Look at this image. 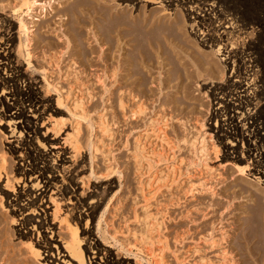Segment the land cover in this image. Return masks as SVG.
Segmentation results:
<instances>
[{"label":"rangeland","instance_id":"obj_1","mask_svg":"<svg viewBox=\"0 0 264 264\" xmlns=\"http://www.w3.org/2000/svg\"><path fill=\"white\" fill-rule=\"evenodd\" d=\"M21 1L0 0V46L6 40V33L9 32L11 39L8 51L14 71L19 70L24 78L34 82L40 96L47 99L57 110L53 112L52 120L48 119L43 123L46 128L40 127L39 131H43L45 135L55 140L57 145L52 146L53 150L63 149L64 152H68L65 154L68 159L60 169L63 170L64 167L65 174L68 175L66 177H70L71 183L75 184L76 193L80 195L82 201L98 202L88 221L86 222L87 217L83 216L84 219L78 224V236L80 238L83 236L80 233L81 229L88 224L91 236L99 248L98 256L102 261L110 256L129 264H151L146 253L138 249L140 246L138 241H134L135 236L149 233L155 241L152 256L156 264H251L253 258H249L250 255L246 252V238L250 236L248 238L253 246H260L264 242V29H261L260 24L257 22L247 24L245 29L247 28L248 34H240L236 42L239 49L246 47L250 42H255L258 47L260 63L255 67L256 89L255 95H252L257 106L251 105L249 108L257 109L255 114L260 111L257 115L262 126L261 129H256L260 135L252 136L250 132L252 127H249L247 121L242 120L244 114H235L237 129L242 131L243 137V140H240L241 134L234 135L239 148L237 157L228 159L232 162L228 164L223 159L222 150L216 158L210 153L206 163L209 168L206 169V166L201 167L194 159L187 140L193 139L196 135L195 119L205 115L206 131H209L212 141L218 145V137L215 136L214 130L208 128L211 126L212 120H209V117L214 107L210 90L214 85L225 81L230 69L224 68L223 56L216 51L217 48L201 45L191 33V23L186 21L184 29L188 33L185 32L183 37L185 41L181 43L179 40H174L179 48L174 41L171 44L175 46L173 53L181 59L180 62L187 63L186 67L189 70H186L185 81L183 80L178 89L171 87L159 92L155 88L156 95L151 93L154 94L151 95L152 97L148 92V98L154 100V96H158V101L155 99L150 104L151 100L146 98L150 102L145 105V110L141 113H133L137 109L131 110L132 103L138 97L133 100L134 95L130 93L128 95V90H126V97L129 98L127 104L132 105H127L125 108H129L123 111L113 106L118 102L121 86L120 80L119 82L113 80L111 75L109 50L106 48L108 39L102 41V44L107 43L104 44L105 46L97 45L98 43L93 39L96 31V34H105L100 35L101 38H107L108 34L113 35L114 31L122 26L120 21L122 16L125 19L128 14L134 17L140 14L142 16L149 13H151L149 15L164 13L168 22L180 15L178 8L165 10L157 2L158 0H54L51 1L52 9L46 5L42 10L40 4L49 0H38L33 12L26 14L25 10L23 13L18 10V8L24 9ZM261 9H264L262 3ZM103 13L109 14L114 19L109 20ZM19 17H23L25 21H34L33 27L31 26L28 32L31 38L28 45L25 44V37L20 36L18 32ZM238 24L240 25L241 22ZM104 26L109 29L113 27L109 30ZM19 37H22L23 42L25 41L24 52L18 51ZM66 37L70 38L69 43ZM183 44L185 48L182 47ZM259 44L262 45L261 49ZM103 46L106 49L102 48ZM197 54L199 58L201 56L205 58L203 57L205 55L209 60L215 59L218 70L222 68L224 71L223 73L222 69L219 70V73H222L220 75H224L221 80L220 78L217 80L220 76L217 75L218 72L213 77L209 74L210 72L205 69L207 68L205 63H202V67L205 66L203 68L209 75H203L206 71L200 67L201 64H198L202 61L196 62ZM103 55L106 57L108 55V58H104ZM199 72L201 74H198ZM161 75L154 72L156 77ZM174 83L171 82L170 85ZM18 84L21 88H25L22 80ZM183 84L189 87L188 90L185 88L186 92L183 91ZM77 98L82 100V112L74 106ZM165 98L179 102L165 105L162 101L166 100ZM247 109L248 107H245L243 113L250 112ZM58 118L60 119L57 120ZM7 120L0 118V264H46L47 262L43 260L45 254L36 256L33 249L28 248L31 247L27 243L29 239L17 229L22 219L12 210L3 192L5 175L2 171L7 172L13 179L18 165V152L11 154L5 147L8 145L7 141L21 138L19 128L16 125H11L12 127L9 128ZM104 125L110 127L108 132H105ZM76 127H79V130L76 131ZM232 128L236 130L235 125L225 126L222 133L231 137L234 133ZM12 129H15L12 133L14 136L10 137ZM226 138L224 140L227 142ZM261 138L263 141H260ZM137 139L140 140L141 145H144L145 153L157 159L156 162L153 161L149 170L139 164L140 158L134 146L137 145ZM248 143L256 147L252 153L254 165L248 160ZM158 152L165 154L166 157L158 158ZM143 164L145 165V162ZM241 164L255 168L253 170L245 167V172L241 173L238 167ZM14 187L8 186L6 191L11 193L10 190ZM142 191L145 194L142 195ZM67 197L68 195L57 196L58 216L63 217L68 212ZM47 205L51 207L46 210L47 219L51 222L53 220L50 213L53 205L51 203ZM145 208L152 214L148 233H145V224L142 221ZM81 211L84 210L81 208ZM37 212L41 213L38 209ZM71 217L72 214L68 212L67 219L60 223L61 228L57 218L53 221L56 226L53 239L67 242L71 236L69 223L74 225ZM23 230L26 231L27 228ZM39 234L41 235L42 232L40 231ZM89 256L92 257V254L85 256L86 260L83 264H90ZM100 259L98 262L104 264Z\"/></svg>","mask_w":264,"mask_h":264},{"label":"bare ground","instance_id":"obj_2","mask_svg":"<svg viewBox=\"0 0 264 264\" xmlns=\"http://www.w3.org/2000/svg\"><path fill=\"white\" fill-rule=\"evenodd\" d=\"M51 1L54 2V0L44 1L43 4H40L41 5L40 8L44 10V7L48 5L52 9ZM157 2L161 4L165 10H172L173 8H176L177 10L178 8L179 10L178 14L180 15L174 17V19L171 18L172 20L167 22L168 18L167 19L165 18L167 16L164 13L163 14L157 13L156 15L152 13L153 15L152 16L149 15L151 13H149L148 15H144L143 12L142 14L144 16L143 15L140 16L141 15L140 14L139 16H134V17L128 14V16H126L125 19L122 16V18L124 19V20L122 18H121L122 20L120 19V21L122 22L121 24L122 26L120 25L121 28L119 27V29L114 31L115 33L113 32L114 33L113 35L112 34L107 35L106 33L107 38L105 37L101 38L100 35H103L102 33L99 32L100 34H96L97 31L94 32L93 39L98 43L97 44L95 42L97 45H101L103 43L102 42L103 39L104 40L108 39L106 41L108 42V44L106 43L108 45L106 48H108L109 50V53L107 52L109 54V58L108 55L107 57L105 56L107 53H105L103 57L104 58L106 57L110 60L109 64L111 66L110 65L109 66L112 68L111 75L114 78L113 80L118 82L120 80L119 83L121 86L120 88L121 91L120 90L119 91L121 92V94H118L119 95L117 102L118 105L117 103L116 105H113L114 102L112 103V105L121 108L122 111L124 109H128L129 107L127 108L125 107L131 103L127 104L128 102L127 99L129 98H127L126 96L127 94L129 95L130 93L134 95V98L132 95L133 100L136 97H138V99L137 98L135 99L137 101L135 102L134 100V103H132L133 105L131 104L133 106L131 110L133 111L135 108L137 110H134L133 113L134 112L141 113L145 110L146 108L145 105H148L147 102H150L151 100L150 104H152L155 101V99H157L158 97V96L157 97L154 96L155 97L154 100L152 98L150 99L148 98L149 95H147L148 92H150V97H152L151 95L155 94L154 93V90H156L155 88H157L159 92H164L163 89L166 88L169 89L171 87L172 88L176 87L175 89H178L179 85L183 82V80L185 81L186 78L184 79V77L186 74V70L189 69L186 67L187 63L180 62L181 59L175 55L176 53H173L175 52L174 49L175 46L171 44L173 43L174 40H179V42L181 43L185 41V38H183L185 37V32H187L184 29L186 28L185 22L189 21L191 23L192 35L198 39V42L201 45L208 46L210 48L213 47L217 48L216 51H218V53H221L220 55L223 56L224 68L228 67L230 69V74L225 79L224 82L222 81L223 83L220 84L218 83L214 85L212 88L210 87L211 90L209 89L211 93L212 101L214 103L213 104L214 107L212 108L209 117V120H212L210 123L211 126L208 128L211 129L212 131L214 130L215 136L218 137V141H217L218 145H216L214 141H212L211 139L212 136L210 133H208L209 131L208 132L206 131L207 126L204 122L206 116L204 114L203 115L205 118L203 116H198L197 119H195L196 135L193 137V139L190 138L187 141L190 146V150L194 159L197 160V163H199L201 167L206 166V169H208L209 167H207L206 164L210 157L208 155L211 153L216 158L218 157L220 150L223 151L222 156L225 162H227L228 164L232 163L228 161V159L236 158L239 149L238 143H236L237 139L235 140L234 137L238 136V134H241L240 140H243L242 131L237 129L238 122L234 119V115L237 113L244 114L242 120L247 121L249 127H252V130L250 131L252 136H257V134L259 133L256 131V129L259 130L261 129L260 127L262 126L260 124L261 120H259V117L257 115L260 113V111L259 113L255 114V111L257 109L254 108L253 110H251L249 108L251 107V105H253L254 107L257 106V103L254 102L255 99L252 97V95L254 94L256 89L254 83V79L256 76L255 67H258V63H260L258 62L260 56L258 55L257 52L258 47L256 46L257 44L255 42H250L246 47L239 49L238 46H236L237 45L236 42L237 39L240 38V34L247 33L246 30L247 28L245 29V26L247 24H252L253 22H257L260 24L261 29H264V9H261V3L263 5L264 0H158ZM36 3H38V0H22L21 6H24V9L18 8V10H20V12L22 13L25 10L26 14H30L35 9L34 6L36 5ZM46 10L47 8L45 9V14L47 12ZM103 15H106L109 18V20L112 18V16H110L109 14L103 13ZM109 20H105V21H109ZM238 22H241V24L239 25ZM107 23L109 24L110 22ZM112 23L113 21L111 20V24ZM33 25H34L33 20L25 21L23 17L21 18L19 17L18 32L20 36L23 35L25 37L24 38L26 41L25 44L27 45L31 40L30 36L28 35V32L30 27L31 26L33 27ZM112 27L111 29H109L108 27L106 28L112 30ZM62 31L64 32V30ZM105 31L109 32L106 29ZM105 31L103 30V33ZM6 34H7L6 40L0 46V50H1L0 51V118L8 119L7 125L9 128L12 127L13 125H16L19 128L18 132L21 138L17 137V138H13L14 140L7 141L8 145L5 148H7L9 153L12 154L13 152H18L17 155L18 165L15 168L16 174L13 179L9 177L7 172L2 171V173H4L5 175V184L3 186V190L5 191L3 192L7 197L6 198L7 202L11 206L12 210L16 212L17 215H19V217L22 219L18 223L17 229L19 230L20 234H24L25 235L24 237H27L29 239V242L27 243L28 245L30 244L29 246L31 247L28 248H32L33 253L36 256H42L43 254H45L43 260L47 262L46 264H83V262L86 260L85 256L87 255L88 257V255L90 254H92V257L89 256V263L100 264L98 262V259H100V257L98 256L99 248L96 245V241H94V239L91 236L92 234L89 230V227L87 226L88 224H86V226L81 229L80 233L83 234V236L81 238L78 236V228H79L78 224H80L81 219H84L83 216H86L87 220L86 219L85 220L86 222L88 221V217L93 214L94 210L98 205L97 204L98 202L96 203L91 201V203H85L84 201H82L80 195L76 193L75 184L71 183L72 181L70 177L68 178L66 177L68 175L65 174L64 167L63 170L60 169L61 166H64V162H66V159H68V157H66L65 155L68 152H64L63 149L53 150L52 146L56 144L55 140L52 137L45 135L43 131L42 132L39 131L42 129V127L46 128L45 126H43V123L46 122L45 120L53 118V112L57 110L53 105H51V103H49L47 99L40 96L38 88L36 87V84H34V82L24 78V75L19 70L14 71L13 65H11L12 59L10 57V51H8L11 35L9 32ZM259 34L261 35V32ZM67 39L68 41L67 40L66 41L69 43L70 38ZM24 42L22 37H19V45H18L19 52L20 51L24 52V48H23ZM175 42L176 41H174V43ZM104 46L102 48H104ZM176 46L177 48H179L178 47L179 45ZM261 46L259 44L260 47L259 49H261ZM182 47L185 48L186 46L184 47L183 44ZM182 47L180 48L182 49ZM26 51L27 48L25 49V52ZM101 51L100 54H102ZM179 52H177V54ZM197 52L199 53V50ZM199 54L201 55V53ZM203 54L204 53H202V55ZM99 56L98 59L100 58ZM203 57L205 58H202L201 56L202 58L201 59L198 57L197 54L196 62L202 61L200 63L198 62V64H201V66L199 65L200 67H202V63H205L204 64L205 66L207 64V68L205 69H207V71L210 72L209 74L212 75V77L216 75V72H218L217 75L222 74L219 73V70H221L222 68L219 67L220 69L218 70L217 62L214 61L215 59L212 60L213 58H211L212 60L211 61L208 59V56L206 57L204 55ZM194 65L197 66L196 63ZM203 67L202 69H204ZM199 69L201 70V68ZM154 72H158L159 75H161V73H164L163 74L164 76L161 75V77L159 76L160 78L156 77L154 76ZM200 72L198 74H201ZM206 72L205 74L203 72V75L208 74V72L207 73ZM189 74L191 75V72ZM197 76H201V75H197ZM223 76L224 75H220L219 77H217L218 78L217 80H219V78L221 80ZM20 80H22L25 83L24 89L21 88L18 84ZM204 80H206V78ZM171 82H175V83L173 85H170ZM183 85L184 87H182L181 85V87L184 88L183 91H185V88L186 89L189 88V87H185V84ZM52 86L55 87L54 85ZM182 88H180V90ZM126 90H128L127 94H126L127 92ZM146 98L150 100L147 101L148 99ZM172 98H170L171 100L165 98L166 100L163 99L162 101L163 103H165V105L170 103H173L174 105L176 102H179V100L176 101ZM81 101H82L81 99L77 98L76 101L73 102L75 108L81 109L82 112L83 105L81 104L82 103ZM245 107H248L247 110H249L250 112L243 113ZM224 113H226L225 116H223ZM59 119L60 118H58L57 120ZM228 125H233V126L235 125L236 127V130L232 128L234 130V133L233 135H231V137L230 136L227 137V134L222 133L223 130H225L223 128ZM106 127L109 126L104 125L105 132H108L110 127L107 129ZM78 128L79 127H76V131ZM14 130L15 129L11 130L10 137L14 136L12 135V133H14ZM227 130L226 133H228ZM24 132L26 133V135H22V133ZM225 138L227 139V142L224 140ZM229 138L234 140H231ZM262 139L263 138H261L260 141H263ZM136 142L137 145L134 146H136V151L138 153L137 155L140 158V160H138L140 161L139 164L145 166L146 170H149L150 167L152 168L151 164H153V161L156 162L157 159L155 160L153 156H151L150 154L147 155L145 153L146 149L144 145H141L140 140L137 139ZM40 143L43 144L44 147L43 145H40ZM46 146H48V148ZM255 149H256L255 146L248 143L247 155H248V160L252 165H254L252 161L253 159L252 153L255 151ZM157 154H158V158L161 156L166 157L164 156L165 154L161 152H158ZM144 162L145 165L143 164ZM238 167L241 173L245 172L244 170L245 167H248L250 169L252 168L253 170L255 168L253 166L251 167V165L247 166V164L246 165L241 164L238 165ZM13 181L16 184L17 188L16 186L14 187ZM8 186L14 187L12 190H10L11 193L6 191V187ZM143 194L145 193L142 191V195ZM58 195H61L62 197L63 196L66 197L68 195V197L66 198L67 201L69 202L67 211L70 214H72L71 218L74 223V225L72 223H69V225L71 226L68 225L71 228L70 229L71 236L67 240V242H62V240L58 241L52 238V235L55 234L54 229L56 227L53 221L57 218L60 227V223L67 219L66 216L68 213L67 212L63 217L61 215L58 216V210H59L58 207L59 200L57 201ZM48 203H51L53 205L52 213H50V215L52 216L51 220H53L51 222L47 219V215H46V210L51 208L47 205ZM81 208L84 211H81ZM37 209L41 211V213H38ZM147 211L148 210H146L145 208L144 216L142 218V221L145 224V233L150 229L152 223L150 222V220L152 219L151 218L152 214ZM26 228L27 230L24 231L23 229ZM40 231L42 232L41 235L39 234ZM33 234H36L35 235L36 237ZM248 237L246 238L245 241L246 243L245 248L247 249L246 252L248 253V255H250L249 258L251 259L253 258L252 259L253 263L251 262V264H264V242L262 245L256 246L255 245V242L257 241L256 240L254 242L255 246H253L252 242L250 241V238ZM34 239H35V245H34ZM153 239L148 233V234H142L139 237L135 236L134 241L135 240L138 241V244H140V246L138 245L139 246L138 249L146 253V255L149 257V262L151 264H156L152 256L153 255L152 253L154 251L153 245L155 244V241H153ZM253 240L254 239L252 238V241ZM257 244H259L258 241ZM100 261H102V259H100ZM102 262L104 264H129L126 261H122L110 256Z\"/></svg>","mask_w":264,"mask_h":264}]
</instances>
